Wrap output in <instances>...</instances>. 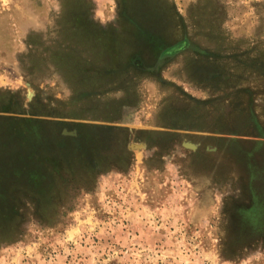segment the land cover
Masks as SVG:
<instances>
[{"label":"rangeland","instance_id":"rangeland-1","mask_svg":"<svg viewBox=\"0 0 264 264\" xmlns=\"http://www.w3.org/2000/svg\"><path fill=\"white\" fill-rule=\"evenodd\" d=\"M0 264H264V0H0Z\"/></svg>","mask_w":264,"mask_h":264},{"label":"water","instance_id":"water-1","mask_svg":"<svg viewBox=\"0 0 264 264\" xmlns=\"http://www.w3.org/2000/svg\"><path fill=\"white\" fill-rule=\"evenodd\" d=\"M65 133H69L67 130H65ZM73 132H70V134H72ZM136 145L137 144H135V146L134 145H131V147H136ZM184 145L186 146V147H190V148H192V149H195L196 148V145L195 144H193V143H191V142H185L184 143ZM142 147V146H141Z\"/></svg>","mask_w":264,"mask_h":264},{"label":"bare ground","instance_id":"bare-ground-1","mask_svg":"<svg viewBox=\"0 0 264 264\" xmlns=\"http://www.w3.org/2000/svg\"><path fill=\"white\" fill-rule=\"evenodd\" d=\"M135 146V145H134ZM142 145L141 144H138V145H136V147L135 148H138V147H141Z\"/></svg>","mask_w":264,"mask_h":264},{"label":"flooded vegetation","instance_id":"flooded-vegetation-1","mask_svg":"<svg viewBox=\"0 0 264 264\" xmlns=\"http://www.w3.org/2000/svg\"><path fill=\"white\" fill-rule=\"evenodd\" d=\"M68 131V130H67ZM69 132V131H68ZM64 133H65V130H64ZM69 134V133H68ZM67 135V134H66ZM134 148V147H133Z\"/></svg>","mask_w":264,"mask_h":264}]
</instances>
